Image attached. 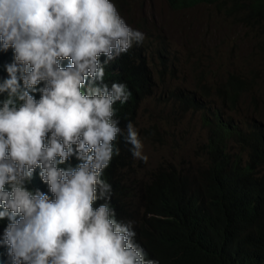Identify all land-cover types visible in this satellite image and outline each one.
Listing matches in <instances>:
<instances>
[{
    "label": "clouds",
    "instance_id": "9594fccd",
    "mask_svg": "<svg viewBox=\"0 0 264 264\" xmlns=\"http://www.w3.org/2000/svg\"><path fill=\"white\" fill-rule=\"evenodd\" d=\"M198 1L176 9L214 5L264 41L261 24L247 17L248 0ZM118 9L117 0H0V264H161L145 249L137 222L122 214L128 209L140 219L143 182L165 165L145 174L132 166L134 158L148 157L136 116L120 125L121 104L131 95L120 81L122 61L131 63L127 55L148 58L155 80L148 98L158 84L152 40L127 24ZM165 50L157 53L169 66ZM232 76L243 81L242 93L229 82ZM261 87L254 77L231 73L214 91L203 83L197 91L168 90V102L181 113L205 110L210 139L219 115L236 123L228 152L233 155L230 143L236 138L248 155L233 157L248 165L249 138H264V118L253 114L246 123L235 114L244 96ZM174 92L198 100V106L180 107ZM254 98L260 109V98ZM216 99L226 109L216 107ZM120 136L131 146L130 169H124L137 187L131 199L115 194L109 182ZM260 169L264 172V164Z\"/></svg>",
    "mask_w": 264,
    "mask_h": 264
},
{
    "label": "trees",
    "instance_id": "16d2710c",
    "mask_svg": "<svg viewBox=\"0 0 264 264\" xmlns=\"http://www.w3.org/2000/svg\"><path fill=\"white\" fill-rule=\"evenodd\" d=\"M175 8L198 4L197 0H170ZM247 17L260 23L264 31V0H248ZM122 77L131 93L121 104L118 115L123 128L135 120L139 102L153 94L154 77L148 58L142 54L126 56ZM239 94L243 81H235ZM180 107L196 108L198 100L185 93H173ZM231 99L236 100L233 96ZM238 100L234 102L236 106ZM214 127L206 146L207 168L193 174L172 166H161L143 182V209L140 219L128 209L122 214L135 220L147 252L161 264H264V141L249 138L252 160L244 165L228 152V141L237 133L236 123L222 120ZM253 134L251 133V136ZM231 136V137H230ZM243 139H247V135ZM122 142L123 145H121ZM116 144L119 155L111 161L109 182L115 194L132 198L135 188L124 169H130L129 144L122 136ZM149 254V253H148ZM150 255V254H149Z\"/></svg>",
    "mask_w": 264,
    "mask_h": 264
},
{
    "label": "rangeland",
    "instance_id": "374dc122",
    "mask_svg": "<svg viewBox=\"0 0 264 264\" xmlns=\"http://www.w3.org/2000/svg\"><path fill=\"white\" fill-rule=\"evenodd\" d=\"M117 4L126 23L152 40L150 55L158 84L154 95L141 101L136 113L135 126L148 159L134 158L132 166L140 174L161 164L197 174L207 168V113L203 109L178 112L168 102V90L197 91L203 83L214 91L231 73L254 77L264 84V41L257 30L227 18L214 5L176 9L169 0H117ZM160 47L166 49L163 60L169 66L161 63L157 53ZM263 91L261 87L244 96V102L239 103L241 110L235 114L238 120L247 123L253 114L264 118ZM256 95L261 101L260 109L255 103ZM215 101L216 107L226 109L222 100ZM153 126V135L146 137ZM230 147L233 155L247 157V149L236 138Z\"/></svg>",
    "mask_w": 264,
    "mask_h": 264
}]
</instances>
